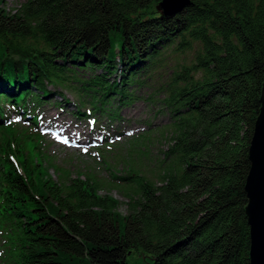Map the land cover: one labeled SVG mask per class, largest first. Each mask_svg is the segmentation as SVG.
<instances>
[{
    "label": "trees",
    "instance_id": "16d2710c",
    "mask_svg": "<svg viewBox=\"0 0 264 264\" xmlns=\"http://www.w3.org/2000/svg\"><path fill=\"white\" fill-rule=\"evenodd\" d=\"M162 1L26 0L9 12L0 0V264H249L244 184L264 83V0H187L172 15ZM194 44L163 101L170 137L158 180L114 175L127 213L93 175L52 165L54 179L38 134L7 117L36 121L58 93L51 86L75 91L79 117L117 120L162 48Z\"/></svg>",
    "mask_w": 264,
    "mask_h": 264
},
{
    "label": "rangeland",
    "instance_id": "374dc122",
    "mask_svg": "<svg viewBox=\"0 0 264 264\" xmlns=\"http://www.w3.org/2000/svg\"><path fill=\"white\" fill-rule=\"evenodd\" d=\"M25 1L1 0V6L13 12ZM197 47L194 44L182 52L173 45L162 48L155 65L138 74L141 85L130 88L134 93L133 101L122 106L117 120L106 119L94 111L95 114L79 117L75 114L80 107L75 91L69 87L53 89L51 86V90H58L62 96L55 94L51 102L40 105L34 112L39 113L37 120L31 126L27 118L15 111L7 117L19 131L38 134L41 138L37 143L38 150L45 165L51 164L49 173L54 179L58 177L52 165L67 170L72 177L93 175L103 183L100 193L113 195L119 201V211L127 213L128 198L121 187L123 181L114 175L124 174L131 168L158 180L163 165L162 152L170 137L169 117L163 101L171 78L184 65L193 62ZM81 108L89 110L91 105L87 103Z\"/></svg>",
    "mask_w": 264,
    "mask_h": 264
},
{
    "label": "water",
    "instance_id": "95a60500",
    "mask_svg": "<svg viewBox=\"0 0 264 264\" xmlns=\"http://www.w3.org/2000/svg\"><path fill=\"white\" fill-rule=\"evenodd\" d=\"M187 0H163L159 10L166 15L177 12ZM261 107L249 142V170L244 189L247 195L245 213L249 225V264H264V83Z\"/></svg>",
    "mask_w": 264,
    "mask_h": 264
},
{
    "label": "bare ground",
    "instance_id": "6f19581e",
    "mask_svg": "<svg viewBox=\"0 0 264 264\" xmlns=\"http://www.w3.org/2000/svg\"><path fill=\"white\" fill-rule=\"evenodd\" d=\"M46 115V114H45Z\"/></svg>",
    "mask_w": 264,
    "mask_h": 264
}]
</instances>
